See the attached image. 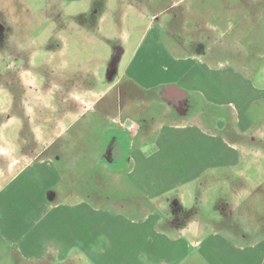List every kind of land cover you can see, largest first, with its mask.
<instances>
[{
  "label": "rangeland",
  "instance_id": "obj_1",
  "mask_svg": "<svg viewBox=\"0 0 264 264\" xmlns=\"http://www.w3.org/2000/svg\"><path fill=\"white\" fill-rule=\"evenodd\" d=\"M259 26L264 0H0V195L20 181L28 196V250L1 238L0 264H89L54 250L74 206L56 202L74 197L103 211L86 226L133 230L106 254L117 264H264V107L245 116L227 89L230 52H259ZM197 121L233 165L157 198L105 169L127 171L104 157L118 136Z\"/></svg>",
  "mask_w": 264,
  "mask_h": 264
},
{
  "label": "crops",
  "instance_id": "obj_2",
  "mask_svg": "<svg viewBox=\"0 0 264 264\" xmlns=\"http://www.w3.org/2000/svg\"><path fill=\"white\" fill-rule=\"evenodd\" d=\"M263 30L264 27L259 26V52L233 51L229 54L232 62L228 71L232 72L227 74V89L240 99L242 104L240 106L241 109H244L243 114L245 116L249 114L248 109L252 108L253 112L251 111L250 118L253 113L262 115V111H259V109L264 107V50L261 47L264 46ZM252 35L255 36L257 33L249 32L248 35L244 33L245 44L253 43ZM129 73L132 75L136 72L130 71ZM184 74L186 75L185 77L190 74V76H195L196 78L200 73H191L187 69ZM209 74L212 79L208 85H211L210 87L212 91H215L217 97V93L220 91V76H224V74H214L213 71L209 72ZM240 76L241 78L238 79ZM254 77L255 80L253 79ZM176 80L175 82L174 80H169L167 84L177 85L183 92L181 97H186L184 92L190 88ZM202 89L205 90L203 82ZM235 108H237L236 105ZM201 111L202 107L197 110V113ZM188 126L189 128L178 131L163 129V126H159L155 132H139L135 136L130 135V140H133V142L129 146L127 143L128 138L124 137V135L118 136L117 140H120L119 147L121 146L120 151L104 157H108L113 162L125 163L124 160H126L127 171L117 168L118 165L106 167L105 169L109 172L113 171L121 174V176L126 175L132 188L140 187V189L146 190L145 194L147 192V195L156 196L155 198H157L166 195L177 186L192 184L196 181L198 175L201 176L204 173L212 172L221 166L229 167L236 162V154L229 150L228 147L221 148L220 142L216 140V137L208 134L198 121L191 125L192 129L190 124ZM109 135L110 132H108L105 139ZM145 149L147 150L145 151ZM7 184L3 187L4 195H0V239L2 238L1 240L4 242L6 240L13 241V246L15 248L19 246V250L25 253L28 250V233L23 214L25 212L24 203L28 202V196L22 191L25 186L20 181H9ZM15 189L17 191H14ZM38 203L44 204L42 199ZM56 203H69L74 206L73 208L69 207L68 212L71 226L65 229L60 218L57 219L58 229L54 231L57 241L54 243V250L57 252H73L71 259L80 260L84 258L89 264H110L108 263L109 261H114L112 264H117L116 257L107 256L106 254L108 252H120L119 243L122 241L118 237L122 235L133 236V230L106 229L107 231H103V228L92 229L86 226L84 221L81 222L82 219L86 220L88 217L90 219L93 213L97 215V218H102L101 214H103V211L97 212L96 209L80 207L79 205H83V203L90 204L85 198L74 197L71 201ZM41 210H43L42 207ZM36 223L33 228L38 227L39 221ZM24 240L25 243L23 244ZM4 242L0 244V249L4 247L2 245ZM41 244L43 247V243ZM21 257V255L16 257L14 261H28L26 255L23 258Z\"/></svg>",
  "mask_w": 264,
  "mask_h": 264
},
{
  "label": "flooded vegetation",
  "instance_id": "obj_3",
  "mask_svg": "<svg viewBox=\"0 0 264 264\" xmlns=\"http://www.w3.org/2000/svg\"><path fill=\"white\" fill-rule=\"evenodd\" d=\"M168 93H169L170 95H175V93H173L172 91H168Z\"/></svg>",
  "mask_w": 264,
  "mask_h": 264
}]
</instances>
